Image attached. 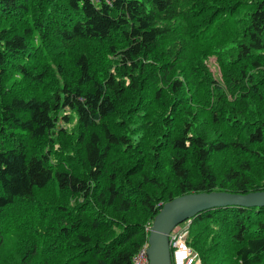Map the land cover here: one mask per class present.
I'll list each match as a JSON object with an SVG mask.
<instances>
[{
  "label": "trees",
  "instance_id": "trees-1",
  "mask_svg": "<svg viewBox=\"0 0 264 264\" xmlns=\"http://www.w3.org/2000/svg\"><path fill=\"white\" fill-rule=\"evenodd\" d=\"M218 1L0 0V95L9 74H16L12 80L16 84L26 82L35 88L45 76L51 79L53 72L63 75L61 65L71 57L79 70L75 84L63 77L46 96L0 97V248L4 220L23 210L17 219L14 214L17 224L24 211L49 205L72 221L59 227L63 236H36L48 240L46 255L30 253V264H134L135 255L148 243L154 217L167 201L192 192L264 190V177L256 179L253 172L254 159L264 157L260 152L255 156L253 148L242 144L248 159L225 165L218 173L212 158L238 147V142L206 138L193 133L187 123L162 162L163 156L155 158L153 151V157L146 158L134 135L116 130L122 120H112L118 108L125 109L134 97L135 113L146 115V107L152 110L151 103L165 97V86L157 85L161 80L180 97L172 98L177 103L168 117L172 119L187 101L190 86L182 74L170 81L171 67L200 45L218 56L224 84L196 64L185 63L183 71L199 73L196 79L213 118L238 131L245 120L233 109L226 110V103L235 102L238 108L248 103V97L261 94L264 0L251 2L244 23L239 13L244 0ZM160 49L161 60L150 64L149 56ZM98 58H106L104 64L117 59L102 77L91 69V61ZM36 63L45 69L30 70ZM113 66L116 72L111 71ZM195 98L201 102L200 94ZM74 116L81 145L70 146L62 157L45 143L48 139L54 145L59 132L61 139H71L73 132L59 122L69 124ZM255 129L247 138L262 143L264 126ZM190 151L195 156L194 172L186 155ZM73 154L81 155L82 161ZM113 155L123 158L118 161ZM165 168L176 180L174 189L157 171ZM50 189L79 196L80 201L69 209L66 203L55 206L36 198V193ZM190 220L188 241L202 264H264V206L210 208ZM77 229L78 240L72 244L76 252L66 254V248L54 244Z\"/></svg>",
  "mask_w": 264,
  "mask_h": 264
},
{
  "label": "rangeland",
  "instance_id": "rangeland-1",
  "mask_svg": "<svg viewBox=\"0 0 264 264\" xmlns=\"http://www.w3.org/2000/svg\"><path fill=\"white\" fill-rule=\"evenodd\" d=\"M232 1L235 2V0ZM254 1L255 0H244L245 3L241 2L242 5L239 6L241 8L239 13L243 14V23L247 18V11L250 10L252 6L251 2L253 3ZM161 49L149 56L148 61L150 62V64L155 60H161V56L159 54L161 52ZM203 50L204 55L202 54ZM155 56L157 57V59H154ZM72 58L73 57L69 58V61L66 64L61 65V67L63 68V75L61 73L57 74L53 72V76L51 79L48 77L49 75L45 76L42 84L35 86V88L34 86H31V84H28L26 82H18L16 84V82L12 81L14 77H16V74L7 75L4 82L1 84L2 89L0 97L10 98L9 96L11 95L24 97L29 95H36L43 97L48 95V92H53L60 84V82L63 81V77L68 83L72 82V84H75L76 79L79 76V70L74 65V62H72ZM33 60H36L35 57H33L31 61ZM98 60V62L91 61V69H93V73L98 77H102L104 71H108V64L113 65L114 61H117L116 58H113L111 59V61H109V63L104 64L103 62L106 60V58L101 60L100 58H98ZM179 63H174V67H171L169 75L170 81L173 80L177 74H182L186 78V82L190 86V89L188 92L186 91L185 96L187 101L183 104L182 107L176 109V114H173V118L168 119V117L171 116L174 107L177 106V103L175 104L172 102V98L174 97L176 100H178L180 97L173 95L171 91L167 89L166 85L163 83V80H161L162 82L158 83L157 85L163 84V86H165L163 91L165 97H163V99H161V97L158 101H153L150 105L153 108L152 110H149V107H146V115L135 113V110L137 109L135 97L134 101H131L125 107V109H123V107H119V114H114L112 119L113 121H115L116 118H119L117 120H122V122L118 123L122 125L116 128V130L118 132L126 133L130 136L134 135L136 140L139 141V145L143 148L145 154L144 156H146V158H152L153 155L151 154V151H153L156 154L155 158H158V155L163 156L162 162H165L164 160L169 154L170 149H172L175 138L181 136V133L183 132L181 131V129L183 127H186L187 123H190L192 125L193 133L202 134L206 138L209 137L214 140L223 139L226 141H237L238 147L233 148L231 151L219 153L212 158L214 170H216L218 173H221L223 171L222 169H224L225 165L234 166L239 162L240 159H248V154L242 150L244 149L243 147H241L242 144L244 146H248L249 148L255 149V156L260 152V154L264 157V139L262 143H257L250 142L249 138H247V135L250 131L252 132L253 130H256L255 128H260L262 125L264 126V83L260 85L262 87L259 88V90L261 91V96L256 93V95L248 97V103L246 105L239 104L237 106L238 108H235L237 103H226V110L233 109L234 113L245 120V123H241L239 125L238 131L233 132L232 129L225 125V123L219 122L220 120L217 122L213 118V112L211 111L210 107L205 104V101L203 99V86L199 83V80L196 79L197 74L199 73H190V71L188 70L183 71L185 63L190 66H195L196 64L202 67L204 70L208 69L215 80H217L220 84H224L223 67L218 60V56L211 53L210 51H206L205 47L203 48L200 45H195L193 49L188 53L184 61L182 63ZM113 67L114 68L111 69V71L116 72L118 68H116L115 66ZM100 68H102V70H100ZM42 69H45V67L40 63L34 64V67L32 69L30 67V70L32 71H41ZM46 69L48 70L49 66L46 67ZM195 71H197L196 67ZM196 93L200 94L201 102L195 98L197 96ZM163 94L161 95L163 96ZM159 102L161 103V105L158 107ZM69 112L70 110L67 113ZM76 121L77 117L74 116V119L71 123L64 125L61 119V121L59 122V126H66L67 131H70L71 133L73 132L71 134V139L67 137L61 139L60 136L63 134H59V132L53 137V140H55L54 145H52V142L48 141L47 139V143H45V146H52V148H54L55 152L57 153L59 150V154L63 157L69 152L70 146L73 145L78 147V145H81L79 140V129L76 125ZM22 137L24 139H28L27 135ZM28 142L31 146H33L32 141L29 140ZM139 154H141V152H138L137 156H139ZM73 155L78 162L82 161L81 155ZM186 155L189 162L188 165L191 167L192 172H194L196 170L195 156L192 151H190V153ZM113 156L118 161L123 158V155ZM146 160L147 159H145V168H148V165L150 164ZM156 160L158 162V159ZM254 161V175L256 179H262L264 177V159H254ZM157 171L162 177L167 179L166 185L174 189L176 186V180L171 176L166 168L162 171L160 169H158ZM42 192L36 193V198H41L44 202H46V204L52 202L53 205L58 206L59 204L66 203V205L70 206L69 209H71L80 201L79 196H70V194L68 193L63 194L54 189L48 190L49 193ZM66 200H68V203ZM22 211L23 210H21L20 214L18 215L14 213L15 219L20 217ZM14 214L8 220H4V233L2 245L0 248V264H30L29 261L33 253H38L39 257H42L44 253L46 255L44 244L47 245L48 240L44 241L45 237L42 238L40 236L38 239L36 236L41 233H46L45 235L48 239H55L58 236H63L59 227L62 224H70L72 221V219L66 220L60 209L54 210L53 207L49 205H43L37 211H24L23 216L17 220V224H14ZM191 224L192 220H188L181 223L179 226L188 225L190 227ZM56 228L58 230L55 231L54 229ZM78 231L79 229L72 231L69 236H64L63 238L60 237V241H54V244L60 243L61 247L67 249L65 252L66 254H72L73 252H76L75 249H73L72 244L74 243V241L78 240L76 236V233ZM50 242H53V240H51ZM195 251L198 255L199 264H202L201 256L199 255L197 250ZM221 258H224L223 254ZM40 264L43 263L40 262Z\"/></svg>",
  "mask_w": 264,
  "mask_h": 264
},
{
  "label": "water",
  "instance_id": "water-1",
  "mask_svg": "<svg viewBox=\"0 0 264 264\" xmlns=\"http://www.w3.org/2000/svg\"><path fill=\"white\" fill-rule=\"evenodd\" d=\"M223 206H264V190L248 193L226 190L192 192L167 201L149 228L146 250L149 264H172V230L205 210Z\"/></svg>",
  "mask_w": 264,
  "mask_h": 264
},
{
  "label": "built area",
  "instance_id": "built-area-1",
  "mask_svg": "<svg viewBox=\"0 0 264 264\" xmlns=\"http://www.w3.org/2000/svg\"><path fill=\"white\" fill-rule=\"evenodd\" d=\"M179 225L170 233L172 264H179V262H182V264H199L198 255L188 241L190 227ZM147 247L148 243L135 255L134 264H149Z\"/></svg>",
  "mask_w": 264,
  "mask_h": 264
},
{
  "label": "clouds",
  "instance_id": "clouds-1",
  "mask_svg": "<svg viewBox=\"0 0 264 264\" xmlns=\"http://www.w3.org/2000/svg\"><path fill=\"white\" fill-rule=\"evenodd\" d=\"M179 264H182V262H179Z\"/></svg>",
  "mask_w": 264,
  "mask_h": 264
}]
</instances>
